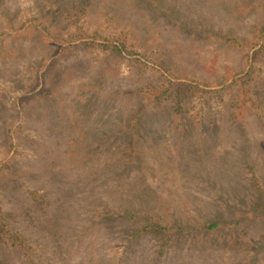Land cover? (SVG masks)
Segmentation results:
<instances>
[{
  "label": "rangeland",
  "instance_id": "374dc122",
  "mask_svg": "<svg viewBox=\"0 0 264 264\" xmlns=\"http://www.w3.org/2000/svg\"><path fill=\"white\" fill-rule=\"evenodd\" d=\"M0 264H264V0H0Z\"/></svg>",
  "mask_w": 264,
  "mask_h": 264
},
{
  "label": "trees",
  "instance_id": "16d2710c",
  "mask_svg": "<svg viewBox=\"0 0 264 264\" xmlns=\"http://www.w3.org/2000/svg\"><path fill=\"white\" fill-rule=\"evenodd\" d=\"M138 121H139V118H138V120H137V123H138ZM216 227H217V224H212V225L209 226L210 229H214V228H216Z\"/></svg>",
  "mask_w": 264,
  "mask_h": 264
}]
</instances>
